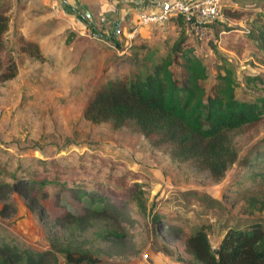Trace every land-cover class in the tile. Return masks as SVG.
<instances>
[{
  "label": "rangeland",
  "instance_id": "374dc122",
  "mask_svg": "<svg viewBox=\"0 0 264 264\" xmlns=\"http://www.w3.org/2000/svg\"><path fill=\"white\" fill-rule=\"evenodd\" d=\"M168 1L160 0L158 8ZM149 5L148 0H0V9L11 19L7 45L20 68L15 79L0 84V169L6 172L0 179L13 183L14 174H32L37 180L56 181L47 186L46 199L35 192L54 219L66 212L82 215L89 207L88 201L61 191L63 183L99 188L113 203L125 206L129 216L121 225L129 234L126 254H102L96 264H187L185 240L202 226L216 248L227 222H264V165H235L224 180L215 182L209 173L153 147L133 126L115 129L84 118L100 86L136 71L128 60L152 56L161 61L185 37L208 68L209 93L227 60L241 83L239 99L264 96V84L253 88L245 82L248 76L264 82V51L252 39L254 29L264 24V0H224L222 13L229 10L228 17L212 22L213 31H196L184 18L140 25L136 15L151 9ZM119 24L121 35L116 34ZM134 27L138 33L129 43L127 35ZM172 70L177 77L182 72L178 66ZM230 136L241 159L255 146L264 149V117ZM137 195L147 212L136 204ZM160 214L181 225L184 236L163 241L154 224ZM114 225V220L94 223L85 233L76 232L73 240L108 251L103 235ZM73 228L47 225L18 193L0 199V238L12 246L50 251L67 264L60 248L72 239ZM0 264H6L3 258Z\"/></svg>",
  "mask_w": 264,
  "mask_h": 264
},
{
  "label": "trees",
  "instance_id": "16d2710c",
  "mask_svg": "<svg viewBox=\"0 0 264 264\" xmlns=\"http://www.w3.org/2000/svg\"><path fill=\"white\" fill-rule=\"evenodd\" d=\"M228 11L222 13L223 18ZM178 18L186 19L183 16ZM188 22L192 26L191 21ZM10 23L7 11L0 9V84L15 79L20 73L19 64L6 41ZM213 23L199 26L213 31V26H209ZM215 32L218 34L219 30ZM252 33V39L264 51V24ZM188 41L186 37L180 39L170 53L158 62L152 56L147 60H128L134 64L136 71L100 86L89 100L84 118L94 125L110 123L115 129L133 126L151 141L153 147L164 149L173 160L190 163L198 171L209 173L215 182L224 180L235 165L240 164L239 167L244 169L264 165L263 147L255 146L252 154L241 159L230 136L231 132L255 125L263 119L264 96L252 100L239 99L236 91L241 83L227 60L220 68L219 83L209 93L205 86L209 79L208 68L194 54ZM174 66L182 70L179 77L172 70ZM245 82L247 87L253 88L264 84L258 76H248ZM4 174L6 172L0 169V178ZM11 178L13 183L0 179V199L18 193L47 225L75 227L71 232L72 239L60 248L67 264H96L102 254L114 257L126 254L123 246L128 243L129 234L121 222L128 213L125 206L113 203L101 189H89L81 184L72 187H68L67 183L61 184V191L70 192L79 201H88L89 207L82 215L66 212L54 219L50 218L35 192L39 191L46 199L49 196L47 186L57 184L56 181L37 180L32 174L26 178L14 174ZM134 200L142 211L147 212V204L140 195L134 196ZM96 204L99 206L94 208ZM111 220L118 228L114 225L103 235L104 243L110 244V253L97 250L89 242L79 244L73 240L76 232L85 233L94 223ZM154 224L155 232L165 242H173L184 236L181 225L161 214L154 217ZM224 233L216 248L210 241L206 226L188 236L184 249L187 264H264L263 221L239 220L235 225L227 222ZM0 258L6 264H60L53 252L21 249L1 238Z\"/></svg>",
  "mask_w": 264,
  "mask_h": 264
},
{
  "label": "built area",
  "instance_id": "2783aa9c",
  "mask_svg": "<svg viewBox=\"0 0 264 264\" xmlns=\"http://www.w3.org/2000/svg\"><path fill=\"white\" fill-rule=\"evenodd\" d=\"M242 1V0H235ZM224 0H173L162 5L158 9H145L137 13V21L140 25H157L164 24L172 18L179 16L185 17L191 21L193 29H205L199 26L200 23L209 24L222 17ZM123 29L121 25L116 27V34L121 35ZM137 28L127 35V38L132 41L137 35Z\"/></svg>",
  "mask_w": 264,
  "mask_h": 264
},
{
  "label": "crops",
  "instance_id": "0c3cea01",
  "mask_svg": "<svg viewBox=\"0 0 264 264\" xmlns=\"http://www.w3.org/2000/svg\"><path fill=\"white\" fill-rule=\"evenodd\" d=\"M159 1L160 0H148V2L150 3L149 7L151 9H158V5L157 4L159 3ZM171 1H173V0H169L168 2H164L162 5L167 4V3L171 2ZM177 264H180V263H177Z\"/></svg>",
  "mask_w": 264,
  "mask_h": 264
}]
</instances>
